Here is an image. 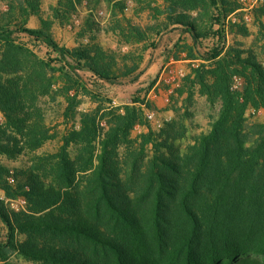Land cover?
Returning a JSON list of instances; mask_svg holds the SVG:
<instances>
[{
	"label": "trees",
	"instance_id": "16d2710c",
	"mask_svg": "<svg viewBox=\"0 0 264 264\" xmlns=\"http://www.w3.org/2000/svg\"><path fill=\"white\" fill-rule=\"evenodd\" d=\"M17 1L26 18L40 14V0ZM102 1L124 12L120 0L96 4ZM163 1L162 31L181 26L192 40L181 38L172 50L190 71L178 91L187 93L184 107L177 99L168 109L190 114L196 90L218 107L211 129L183 150L177 143L186 122L173 118L156 131L145 121V102L80 110L82 95L102 98L84 73L93 83L117 82L140 68L131 54L94 42L69 48L46 22L30 28L0 18V155H21L54 137L44 97L63 98L65 117L78 121L58 152L30 167L13 171L0 162V189L26 201L13 209L0 196V264H13V254L45 264H264V122L248 118L250 109L264 110V65L243 43L228 42L229 33L250 35L244 20H231L246 0ZM82 2L58 0L55 16ZM253 13L264 35V0ZM21 32L45 44L48 56L20 43ZM138 125L148 130L133 137Z\"/></svg>",
	"mask_w": 264,
	"mask_h": 264
},
{
	"label": "rangeland",
	"instance_id": "374dc122",
	"mask_svg": "<svg viewBox=\"0 0 264 264\" xmlns=\"http://www.w3.org/2000/svg\"><path fill=\"white\" fill-rule=\"evenodd\" d=\"M124 6V12L115 7L114 2H99L96 0H83L77 6L76 11L71 15L57 18L55 9L58 7V0H40V14L31 15L26 18L22 6L17 0H0V18L8 17L13 22L24 20L27 27L42 28L50 25V31L54 38L64 46L74 48L89 43H99L104 48L110 49L119 55L131 54V61L138 62L140 68L129 76L122 77L117 82L99 81L93 83L92 73L85 74V80L89 82L94 93L101 95L104 101L96 100L89 95H82L81 111H92L100 103L105 107L111 105L125 107L133 101L145 102L144 108L146 123L154 130L159 131L164 122L173 118H182L187 124V136L177 144L182 150L189 144L194 143L196 136L211 129L213 117L218 112L209 102L208 98L198 90L194 95V105L188 109V115H184L187 108H182L177 113L169 110L171 102L177 99L180 106L187 93L179 95L184 77L189 73V62L175 60L172 50L174 45L181 39L189 41L191 37L184 32L181 26H169L163 30L167 20L164 12L163 0H148L147 2H135L134 0H120ZM260 3V0H246L245 9L231 16L233 22L244 20L250 29V35L235 38L234 34L228 36V42L235 40L243 43L244 48L251 49L258 60L264 65V35L262 34L258 20L253 9ZM12 9L10 10V7ZM138 27L147 35L145 40L133 37V28ZM161 31V32H159ZM129 35L130 38H128ZM132 37V38H131ZM20 43H24L33 49L41 57H47L50 49L42 42L35 41L28 34L16 33ZM130 41V42H129ZM213 40L206 41L212 44ZM53 55V54H52ZM55 57V54L53 55ZM141 60V61H140ZM132 63V62H130ZM132 65V64H130ZM239 84V83H238ZM41 105L46 114V122L54 137L48 140L43 146L35 150H28L26 153L10 157L0 155V162L11 170L30 167L35 158L50 153H56L63 145V137L75 125L74 119H67L64 115L66 101L62 98L59 102H53L50 98H42ZM184 107V106H182ZM149 113L153 117H149ZM249 121L264 122V110L250 109L248 112ZM4 121V115L0 111V122ZM147 126L138 125L132 132L133 137L147 131ZM72 156L76 154V147L70 148ZM0 196L5 200L6 206L19 209L26 205L24 197L7 198L5 191L0 189ZM6 236V230L0 225V241ZM2 237V238H1ZM22 236H19L21 238ZM13 264H45L43 261L31 260L13 254Z\"/></svg>",
	"mask_w": 264,
	"mask_h": 264
},
{
	"label": "built area",
	"instance_id": "2783aa9c",
	"mask_svg": "<svg viewBox=\"0 0 264 264\" xmlns=\"http://www.w3.org/2000/svg\"><path fill=\"white\" fill-rule=\"evenodd\" d=\"M149 117L152 118L153 117V114L152 113H149ZM24 202H26V201L24 200Z\"/></svg>",
	"mask_w": 264,
	"mask_h": 264
}]
</instances>
